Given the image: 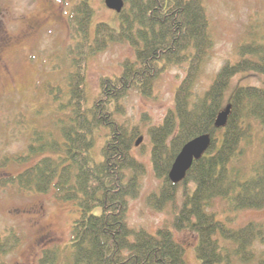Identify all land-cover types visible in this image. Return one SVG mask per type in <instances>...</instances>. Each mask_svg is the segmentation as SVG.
I'll return each instance as SVG.
<instances>
[{"label": "trees", "instance_id": "trees-1", "mask_svg": "<svg viewBox=\"0 0 264 264\" xmlns=\"http://www.w3.org/2000/svg\"><path fill=\"white\" fill-rule=\"evenodd\" d=\"M93 1L74 0L70 7L72 69L65 93L59 87L50 89L57 113H62L55 121L59 133L46 137L44 131L35 130L27 152L17 160L41 156L19 173L1 178L0 184L53 191L58 200L74 203L77 216L71 224L70 253L62 264H189L173 229L196 234L194 249L200 264L228 263L234 256L253 261L255 242L264 244V224L249 221L232 228L209 206L215 198H223L233 209L264 206V85L237 84L226 97L236 74L264 75V37L240 43L237 59L225 61L197 95L196 81L214 43L205 0H124L116 12L117 23L93 22ZM112 42H129L134 58L123 60L119 74L100 77L99 90L90 98L87 60ZM182 63L186 71L175 89L174 106L147 130L153 170L161 180L147 203L170 206L173 212L170 223L150 232L127 220L129 199L139 193L145 165L133 154L139 128L118 116L125 114L122 99L129 90L151 95L154 81L171 65ZM227 105L231 106L227 122L218 126L217 114ZM101 129L106 131L101 158L96 159L92 151ZM201 135H209L207 149L180 181H172L169 171L176 156L185 143ZM255 142L259 155L245 171L238 163ZM46 151L52 154L42 155ZM17 243L14 233L3 237L0 253ZM42 253L41 264H56V249ZM256 260L264 264V255Z\"/></svg>", "mask_w": 264, "mask_h": 264}, {"label": "rangeland", "instance_id": "rangeland-1", "mask_svg": "<svg viewBox=\"0 0 264 264\" xmlns=\"http://www.w3.org/2000/svg\"><path fill=\"white\" fill-rule=\"evenodd\" d=\"M74 0H0V24L15 37L2 54L0 63V179L15 175L35 162L41 155L20 162L17 157L27 152L35 130L59 133L55 123L57 103L50 89L66 91L68 72L72 69L69 47L74 44L73 28L69 18ZM93 22L104 20L117 23L116 11L106 6L105 0L93 1ZM213 38L211 47L196 81L195 93L201 94L225 61H235L238 45L245 40L264 37V0H205ZM47 16H49L47 18ZM45 18H47L45 20ZM38 24L31 29L32 24ZM134 58L129 42H112L107 48L89 56L86 63L87 92L90 98L99 90L102 76L121 72L122 62ZM186 71V63L171 65L155 81L151 95L129 90L122 99L125 114L118 116L130 126L137 125L143 141L133 154L145 165L139 177L138 195L129 199L127 220L131 226L144 227L155 232L170 223L173 212L170 206L156 208L147 203V196L156 191L161 180L153 170L147 135L150 125L159 124L166 112L174 106L175 89ZM241 83L264 85V75L255 72L236 74L226 93ZM106 130L98 131L92 155L101 158L100 146ZM260 152L257 142L250 146L238 165L245 171ZM49 151L42 155L49 154ZM52 154V153H50ZM183 200V189L177 194V203ZM209 210L217 214L226 225L238 228L249 221L264 224V206L233 209L223 198H215ZM98 211V209H95ZM77 216L72 202L58 200L53 191L36 192L19 188L15 184H0V239L14 233L17 245L0 253V264H41L45 249H56V264H62L69 255L71 224ZM174 237L184 245L189 264H200L195 253L196 234L189 230L173 229ZM232 247L230 243H224ZM255 259L241 261L234 256L228 263L256 264L262 257L264 244L255 242ZM262 255V256H261Z\"/></svg>", "mask_w": 264, "mask_h": 264}, {"label": "water", "instance_id": "water-1", "mask_svg": "<svg viewBox=\"0 0 264 264\" xmlns=\"http://www.w3.org/2000/svg\"><path fill=\"white\" fill-rule=\"evenodd\" d=\"M105 4L110 9H113L116 12H120L124 6V0H105ZM230 110L231 106L227 105L225 109L221 110L217 114L216 124L218 126H223L226 124ZM142 141L143 136L140 135L136 139L135 145H139ZM209 143V135L197 136L185 143L178 155L176 156L169 171L170 179L174 182L180 181L192 165L193 160L195 158L200 157L205 152Z\"/></svg>", "mask_w": 264, "mask_h": 264}, {"label": "flooded vegetation", "instance_id": "flooded-vegetation-1", "mask_svg": "<svg viewBox=\"0 0 264 264\" xmlns=\"http://www.w3.org/2000/svg\"><path fill=\"white\" fill-rule=\"evenodd\" d=\"M2 14V6H0V17ZM49 16H47L48 18ZM45 18V20L47 19ZM38 24H32L31 25V29H35L37 27ZM15 40V37L12 36L8 30L3 29L1 24H0V63L2 62V52L3 50L10 45L13 41Z\"/></svg>", "mask_w": 264, "mask_h": 264}]
</instances>
